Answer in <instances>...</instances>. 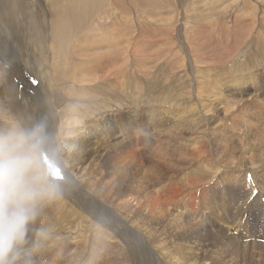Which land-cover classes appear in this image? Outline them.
Wrapping results in <instances>:
<instances>
[{
  "label": "rangeland",
  "instance_id": "obj_1",
  "mask_svg": "<svg viewBox=\"0 0 264 264\" xmlns=\"http://www.w3.org/2000/svg\"><path fill=\"white\" fill-rule=\"evenodd\" d=\"M44 1L45 0H36L35 2L34 0H27V9L22 12L18 11V13L14 15L15 20L13 21L17 29L13 30V32L11 26L3 20L2 16L0 18V52L4 50L2 52L4 56L0 53V218H5L4 220L7 224V228L4 227L7 229L6 233L0 237V240L2 238V240H5L2 242L6 243L14 238L12 237L13 233L10 223L12 218L14 223L16 220L23 218L24 220L20 223H24L26 226L28 225L26 229L21 230L20 234H18V238H15L21 243V240L29 242L34 241L37 238L33 236L35 233L42 235L47 232L45 231L46 225H44L42 221L45 217L58 218L56 216L60 215V222H63L62 224L64 226H70L72 225L71 223L75 224L81 222L84 231L86 233L88 232L87 234L85 233V235L92 233L91 235L93 236L96 234L94 235L95 238H91L92 236L89 235L91 243L89 240H83L84 242L78 241L79 243L77 242L74 244L65 241L55 247L52 242H50L47 246L45 245L41 248L44 252L33 264H64L71 252L76 249L80 251V253L83 251L82 249H86V256L93 257L96 264H101L106 260L112 261V259H116L117 256L119 257V252L122 250H124L128 256V253L134 251V248L135 250L138 249V247H134L132 243L131 247L129 242L117 234V229L113 225L108 226L103 224L100 225L101 229H98V226L89 220L92 218L91 213L82 209V202H80L81 204L77 208L76 205L66 199V194H59L61 189L58 190L55 179L57 180V175H61L64 179L66 176L68 184L72 181L76 183V186L81 188L82 193L91 196L95 195L98 201L96 205L100 207L99 210H101V213H104H102V215L105 216L98 215V218H125L124 228L126 233L128 230L134 229L138 222L136 218H176L177 223L182 220L183 228L180 231H178L175 226V230L173 228V232L175 231L174 233H176L175 235L173 234L175 255L178 257L180 256L179 259L181 260L186 259L185 261L178 260V264H186L187 262V264H194L196 262V264H264V187L261 186V188H257V184L260 183V180L262 181L264 177V131L260 135L257 132L258 127L264 128V0H161L156 7L154 2H150L148 6L144 8H142L143 6L141 7L140 4L137 5V2L135 3L132 0H123L124 3L121 5L126 6L130 10L128 16L121 11L120 7L122 6L114 8L113 0H111V18L106 17L104 22H101L99 16L93 19L89 25V27L93 26V29L90 31L86 29L87 31H84L85 35L82 32L76 38V43L72 44L73 47L71 46L70 59L64 62L65 66L67 64L69 65L66 67L61 65V60L58 58L56 51L57 43L51 31L50 9L47 7V0ZM169 1L173 4L170 5L168 3ZM35 6L39 10H37ZM16 8L20 10L19 5L16 6ZM144 11L146 12L144 13ZM21 13L24 15L22 16ZM26 19L28 23L25 21ZM96 19L100 21L96 22ZM49 28L50 32H48ZM19 30L25 33L22 36H18L20 38L15 36L16 32H19ZM46 33L48 34L47 36ZM10 36L12 37L11 39ZM13 37H15L14 39H17L19 43L14 42ZM41 38H44V40ZM22 39H24V41ZM80 39L81 41L83 39L84 42H81ZM21 40L27 45H24ZM86 40L88 42H86ZM16 43L17 45L21 43V45L16 46ZM44 43L46 44L44 45ZM19 46H22V52L19 50ZM48 47H50L51 50ZM27 51L30 53H27ZM90 51L91 53H89ZM89 55H95L93 58L100 56V59L96 61L92 60ZM89 58L90 60H88ZM37 60L40 61L38 62ZM19 65L21 67L26 66L24 70L31 72L33 76L35 74L36 78L43 79V81L42 79L35 80L33 77L35 80V85H33V87H36L38 90L36 101H34L35 98L31 89L25 87L23 81H20L13 73ZM88 69L90 70L88 71ZM36 71H38V73ZM46 72H48L49 75ZM42 73H46V77L47 75L49 77L46 78ZM57 74L60 75L62 82H59L58 78H56ZM5 75H7V77H5ZM75 77L78 79H75ZM239 77L241 79L243 78L241 84L248 81L247 84H245L246 86H244V88L242 87L241 93L236 89L235 91L230 89V91L227 88L225 89V93L221 91V94H217V90L215 89L216 84L211 87L216 80L221 81L222 79L227 86H231V84H234V80ZM8 78L12 80L10 81ZM2 79H5V81L2 82L4 84H1V81H3ZM48 80L49 82H47ZM12 81H15L16 84H12ZM98 81L101 82L98 84ZM8 82L12 86L15 84L13 87L18 86V90L15 88L18 93L15 99H19V101L15 100L17 105H15V107H12L10 103L11 95L9 92L10 88L7 87ZM196 84L202 87L204 86L199 90V95L195 92L196 87H193ZM95 86L97 89L93 88ZM166 87L172 88L167 91ZM6 93L9 99L7 96L5 97ZM167 94L169 97L172 96L174 100L176 99V106L180 104L178 106L179 108L176 106L168 107V105L165 104L166 98H169ZM244 94L246 97H244ZM215 95L217 96L216 98L214 97ZM226 95L227 97L225 99L224 97ZM201 98L205 102L201 100ZM48 106L52 109H49ZM243 106L248 107L249 110L252 109L251 111L259 109L256 111L257 116H251V114L246 113ZM183 107L195 109L197 112L195 111L193 115L190 116L189 112H184ZM18 109L19 111H17ZM55 109L60 111L59 114ZM199 109L206 112V115H203L202 118L200 116L196 120V116L201 114ZM171 110H174L173 113L175 114L174 116L172 115L173 117L169 118V116L166 115H171ZM53 111L57 113L54 114ZM48 115H51V119ZM177 117H186L187 120L181 121L177 119ZM205 117H209L210 121L203 119ZM52 123H55L54 126L56 127V131ZM75 123L76 126H73ZM180 123L185 124L183 125ZM24 125L27 126L25 127ZM193 125L195 127H193ZM196 126H198V128H196ZM63 127L66 130L63 129ZM97 129L102 130L103 134L96 135L97 133H93ZM78 130H85L84 133L86 134H83L84 137L82 134L76 135L80 138L77 140L78 142H75L74 151L72 150L70 154L65 146L71 142L69 140V137L72 136L71 134L77 133ZM165 131L168 134L170 133V135H167ZM183 131L185 133H183ZM157 134L162 138V141H159L161 138H159ZM104 136L106 137L103 139L102 137ZM228 136L230 140H228ZM203 137L206 138L204 141L202 140ZM30 139L32 142H30ZM253 139H257V141L254 142ZM54 140L56 142H54ZM119 140L122 141L119 143L120 145L117 143ZM59 144L63 149L59 147ZM105 144H107L108 147ZM111 144L114 145V148ZM196 146L199 147V149L197 148L198 150ZM203 146L204 148L202 149ZM206 147H209V150ZM120 148L122 149L119 150ZM36 149L38 150L36 151ZM117 149L119 151H117ZM195 149L198 151L199 155H202V152L204 153L205 151L207 153L205 152L202 155L203 157L201 155L200 157L197 155V157V151ZM124 150H126V152ZM199 151H201V153H199ZM37 153L38 155H36ZM242 155L246 157L262 156V158L258 157V160H253L252 164L249 163L253 168V174H247V180L243 176H239L238 180L234 182L228 180L230 176L225 179H223V177L221 178L219 172H221V168L224 169L223 164L226 166L225 161H228L230 158V166L234 168V166L236 167V164L239 163L236 158L243 157ZM128 156L130 158H127ZM157 156L159 158H157ZM232 158L234 160H232ZM115 159L116 161H114ZM141 162L144 163V166ZM173 162H175V164ZM197 162H199V164ZM149 165L150 167H148ZM23 170L28 173V181L26 184L22 177H18V175L24 174V172H22ZM86 170L87 172H85ZM38 173H41L43 177L38 183L45 181L44 184L46 183V187L48 189L50 188L51 191H43L44 189L41 188L44 185L38 186V183L35 182L36 180L33 176L38 175ZM8 178L9 180H7ZM120 179L122 180L120 181ZM94 180H96V182ZM123 182L125 183L123 184ZM227 182L230 183L228 184ZM82 183H84V185ZM90 184L91 186H88ZM165 184H168V187H166ZM137 185L138 188L136 187ZM252 185H254V190L251 189V187H253ZM37 187L41 188L39 189ZM176 187H183V190L182 188L177 189ZM32 191L34 193L36 191V195L40 196L34 198L21 195V193L26 194ZM249 191L253 192L250 194ZM123 194L125 195L124 198ZM171 194H173L174 197L171 196ZM17 195H20L21 198L25 197L24 200L20 203L19 200L16 201L17 199L11 201L10 197ZM53 196L56 198L54 197L55 199H53ZM126 196H128L127 198L130 197L131 201L127 199ZM175 198L180 203L175 200ZM77 199H81V196L77 197L76 200ZM140 200L143 202H140ZM147 200L151 201L150 207L148 208L144 207ZM15 201L18 204L12 205V202ZM156 201H158V203ZM163 203L168 209L165 217H162L161 213H158L159 207H161ZM51 206L52 208H50ZM133 207H135L134 210ZM188 208H190L191 211ZM11 209L12 211H10ZM185 209L187 212H185ZM79 218L81 219L78 220ZM71 219L74 221L71 222ZM167 223V221H161L158 225V230L170 232L172 228ZM185 227H187L186 230H184ZM42 231L43 233H41ZM8 235L10 236L9 238H7ZM99 240L105 243L111 242L113 244L111 251L106 250L102 246L103 243ZM93 241H96V244L92 243ZM2 242L1 244H3ZM8 242L6 244H8ZM236 243L237 246L235 247L234 245H236ZM257 243L260 244V246H257ZM78 244L80 245L78 246ZM248 244H250V246ZM253 244L255 248H252L254 246ZM29 246L31 247V244ZM87 246L89 249L86 248ZM78 247H80L81 250H79ZM187 247H191V249ZM14 248V246L10 249L9 246L7 247L11 255L15 254ZM120 248L122 250L119 251ZM125 248L128 249L125 250ZM192 251L194 254H191ZM262 260L263 262H261ZM13 263L26 264L24 259H21V254L18 260ZM73 263L76 264V261Z\"/></svg>",
  "mask_w": 264,
  "mask_h": 264
},
{
  "label": "bare ground",
  "instance_id": "obj_2",
  "mask_svg": "<svg viewBox=\"0 0 264 264\" xmlns=\"http://www.w3.org/2000/svg\"><path fill=\"white\" fill-rule=\"evenodd\" d=\"M32 1V0H31ZM35 2H36V0H34ZM46 1V0H45ZM44 1V2H45ZM132 1H134L135 3L137 2V5H139L140 4V6L142 7V8H144V7H146V6H148V4L150 3V2H154L156 5H155V7L157 6V5H159V3L161 2V0H132ZM28 2H30V1H28ZM47 3H48V6L47 7H49V9H50V22H51V31H52V33H53V37H54V39H55V41H56V43H57V45H56V47H57V54H58V58L61 60V65H63V66H65L64 65V62H66L65 60H69L70 59V54H71V46H72V44L73 43H76V38L83 32V34H84V31H87L86 29H88V31H90V30H92L93 29V26H91V27H89V25H90V23L93 21V19L96 17V16H99L100 17V19H101V22H104L105 21V19H106V17H110L111 18V14H110V12H111V0H47L46 1ZM174 2V1H173ZM34 3V2H33ZM41 3V2H40ZM122 3H124L123 2V0H113V7L114 8H116V7H120V6H122L121 4ZM170 5L171 4H173L171 1H169L168 2ZM26 4H27V0H0V18H1V16H2V18H3V20L5 21V22H7L10 26H11V30H12V32H13V30H16L17 28H16V26H15V24H14V21L13 20H15L14 18V15L16 14V13H18V11H24L25 9H27L26 8ZM29 4V3H28ZM143 4V5H142ZM20 6V10L18 9V8H16V6ZM33 5V4H32ZM36 5V4H35ZM40 5V4H39ZM39 5H37V6H39ZM133 5H134V3H133ZM29 6V5H28ZM34 6V5H33ZM44 6H46V5H44ZM15 7V8H14ZM32 7V6H31ZM30 7V8H31ZM137 7V6H136ZM154 7V8H155ZM29 8V7H28ZM35 8H36V6H35ZM34 8V9H35ZM113 8V9H114ZM121 8V11L122 12H124V14L125 15H127L128 16V14H129V8H127L126 6H122V7H120ZM33 9V8H32ZM37 9V8H36ZM37 10H39V9H37ZM142 10V9H141ZM32 11V10H31ZM43 11V10H42ZM46 11V10H45ZM139 11V10H138ZM36 12V11H35ZM146 11H144V13H145ZM14 13V14H13ZM22 14V13H21ZM20 14V15H21ZM30 14V13H29ZM40 14V13H39ZM205 14V13H204ZM24 14H22V16H23ZM141 15V14H140ZM17 16V15H16ZM19 16V15H18ZM41 16V15H40ZM43 16H44V14H43ZM26 17H28V16H26ZM38 17V16H37ZM23 19H25V18H23ZM22 19V20H23ZM220 19V18H219ZM16 20H17V18H16ZM39 20V19H38ZM2 21V20H1ZM3 21V22H4ZM26 22H27V19L25 20ZM29 21V20H28ZM95 21V20H94ZM100 21V20H99ZM97 19H96V22H99ZM126 21H127V18H126ZM125 21V22H126ZM4 22V23H5ZM25 22V23H26ZM37 22V21H36ZM2 23V22H1ZM17 23V22H16ZM28 23V22H27ZM127 23V22H126ZM3 24V23H2ZM1 24V25H2ZM30 24V23H29ZM37 24V23H36ZM31 25H33V24H31ZM48 25V24H47ZM46 25V26H47ZM5 26V25H4ZM19 26V25H18ZM30 26V25H29ZM28 26V27H29ZM34 26H36V25H34ZM33 26V27H34ZM97 26V25H96ZM40 27V26H39ZM48 27V26H47ZM5 28V27H4ZM3 28V29H4ZM37 28V27H36ZM97 28V27H96ZM43 29V28H42ZM24 30V29H23ZM96 30V29H95ZM1 31V30H0ZM39 31V30H38ZM42 31V30H41ZM6 32V31H5ZM8 32V31H7ZM28 32H29V30H28ZM48 32H50V28H49V31ZM110 32V31H109ZM2 33V32H1ZM10 33V32H9ZM9 33H7V34H9ZM30 33V32H29ZM96 33V32H95ZM5 34V33H4ZM23 34H25L24 32L22 33V31H20L19 30V32H16V37H18V36H22ZM42 34V33H41ZM90 34V33H89ZM6 35V34H5ZM44 35H45V32H44ZM48 34L46 33V36H47ZM50 35V34H49ZM85 35V34H84ZM91 35V34H90ZM82 36V35H81ZM25 37V36H24ZM31 37V36H30ZM49 37H51V36H49ZM5 38H6V36H5ZM12 37L10 36V39H11ZM15 37H13V40H14V42H17V43H19V41L17 40V39H14ZM18 38H20V37H18ZM26 38V37H25ZM28 38V37H27ZM84 38V37H83ZM42 39V38H41ZM47 39V38H46ZM87 39V38H86ZM99 39V38H98ZM104 39V38H103ZM16 40V41H15ZM20 40V39H19ZM23 41H24V39H22ZM21 40V41H22ZM28 40V39H27ZM27 40H26V43H27ZM42 40H44V38L42 39ZM78 40V39H77ZM95 40H96V37H95ZM22 41V42H23ZM39 41V40H38ZM46 41V40H45ZM54 41V40H53ZM80 41H81V39H80ZM103 41V40H102ZM129 41V40H128ZM128 41H126V42H128ZM33 42V41H32ZM41 42V41H40ZM51 42V41H50ZM81 42H84L83 41V39H82V41ZM86 42H88L87 40H86ZM92 42V41H91ZM99 42V41H98ZM106 42V41H105ZM17 43L15 44L16 46H18V45H21V43L20 44H18L17 45ZM24 43V45H27V44H25V42H23ZM22 43V44H23ZM29 43V42H28ZM34 43V42H33ZM10 44V43H9ZM42 44H43V42H42ZM46 43H44V45H45ZM43 45V46H44ZM96 45V44H95ZM54 46V45H53ZM77 46V45H76ZM75 46V47H76ZM253 46V45H252ZM20 47V51H21V47L22 46H19ZM24 47V46H23ZM55 47V46H54ZM73 47V46H72ZM78 47V46H77ZM80 47H83V46H80ZM89 47V46H88ZM88 47H86V48H88ZM27 48V47H26ZM48 48H50V47H48ZM90 48V47H89ZM96 48V47H95ZM33 49V48H32ZM84 49V48H83ZM92 49V48H91ZM17 50H18V48H17ZM50 50H51V48H50ZM85 50V49H84ZM104 50V49H103ZM4 51V50H3ZM2 51V52H3ZM12 51V50H11ZM23 51H24V49H23ZM28 51H29V48H28ZM27 51V53H30V52H28ZM48 51V50H47ZM46 51V52H47ZM55 51V52H56ZM73 51H75V50H73ZM82 51V50H81ZM92 51V50H91ZM91 51L89 52V53H91ZM185 51V50H184ZM2 52H0L1 53V55L2 56H4V54H2ZM22 52V51H21ZM55 52H54V54H55ZM186 52V51H185ZM12 53V52H11ZM10 53V54H11ZM15 53V52H14ZM18 53V52H17ZM36 53V52H35ZM48 53V52H47ZM50 53V52H49ZM78 53V52H77ZM82 53H85V52H82ZM94 53H95V51H94ZM97 53V52H96ZM6 54V53H5ZM79 54V53H78ZM77 54V55H78ZM109 54V53H108ZM13 55V54H12ZM49 55V54H48ZM60 55V56H59ZM73 55V54H72ZM99 55H100V53H99ZM104 55V54H103ZM19 56H21V55H19ZM29 56H31V55H29ZM89 56H91V58H92V60H97V59H100V56H98V57H96V58H93L95 55H89ZM102 57V56H101ZM79 58V57H78ZM126 59V58H125ZM124 59V60H125ZM241 59V58H240ZM2 60V59H1ZM28 60V59H27ZM40 60H41V58H40ZM40 60H37L38 62L40 61ZM77 60V59H76ZM79 60V59H78ZM88 60H90V58L88 59ZM26 61V60H25ZM42 61H43V59H42ZM41 61V62H42ZM72 61H73V59H72ZM243 61V60H242ZM34 62H35V60H34ZM44 62V61H43ZM42 62V63H43ZM121 62V61H120ZM21 63V62H20ZM26 63V62H25ZM24 63V64H25ZM45 63V62H44ZM48 63H50V62H48ZM91 63V62H90ZM249 63V62H248ZM23 64V65H24ZM87 64V63H86ZM250 64V63H249ZM17 65V64H16ZM26 65V64H25ZM36 65V64H35ZM94 65V64H93ZM5 66V65H4ZM27 66V65H26ZM26 66H18V68L17 69H15V71L13 72L14 73V75L18 78V79H20V81H23V85L25 86V87H28V88H30L31 89V92L33 93V96H34V98H35V100L34 101H36V99H37V93H38V90L36 89V87H33V85H35L34 84V81L36 80V79H42V78H36V75L34 74V76L32 75V73L31 72H29V71H26V70H24V68L26 67ZM66 66H69L68 64L66 65ZM65 66V67H66ZM77 66V65H76ZM82 66V65H81ZM96 66V65H95ZM6 67H8V66H6ZM42 67H44V66H42ZM84 67V66H83ZM91 67V66H90ZM241 67V66H240ZM243 67V66H242ZM1 68V67H0ZM9 68V67H8ZM11 68H13V67H11ZM34 68H35V66H34ZM38 68H39V66H38ZM47 68V67H46ZM55 68V67H54ZM74 68V67H73ZM77 68V67H76ZM193 68V67H192ZM239 68V67H238ZM249 68V67H248ZM7 69V68H6ZM50 69V68H49ZM85 69V68H84ZM86 69H87V67H86ZM85 69V70H86ZM92 69V68H91ZM243 69V68H242ZM4 70V69H3ZM8 70V69H7ZM34 70V69H33ZM45 70V69H44ZM53 70V69H52ZM51 70V71H52ZM90 69H88V71H89ZM239 70H240V68H239ZM6 71V70H5ZM46 71V70H45ZM48 71H50V70H48ZM243 71V70H242ZM247 71H249V70H247ZM2 72V71H1ZM33 72V71H32ZM37 73H38V71H36ZM40 72H44V71H40ZM92 72H93V70H92ZM238 72V71H237ZM236 72V73H237ZM252 72H253V70H252ZM5 73V72H4ZM46 73H48V72H46ZM45 73V74H46ZM79 73V72H78ZM89 73V72H88ZM231 73V72H230ZM239 73V72H238ZM243 73V72H242ZM41 74V73H40ZM45 74H43L42 73V75L43 76H45L46 77V75ZM199 74V73H198ZM235 74V73H234ZM245 74V73H244ZM244 74H243V76H244ZM48 75H49V73H48ZM47 75V77L46 78H48L49 76ZM4 76V75H3ZM2 76V77H3ZM9 76V75H8ZM11 76V75H10ZM40 76V75H39ZM52 76H53V73H52ZM235 76V75H234ZM242 76V75H241ZM1 77V76H0ZM5 77H7V75H5ZM4 77V78H5ZM33 77L35 78V80L33 79ZM76 77H78V76H76ZM75 77V79H78V78H76ZM227 77V76H226ZM44 78V77H43ZM56 78H58V80H59V82H62V79H61V77H60V75L59 74H57L56 75ZM201 78V77H200ZM251 78V77H250ZM249 78V79H250ZM6 79V78H5ZM5 79H2L3 81H1V84H4V83H2V82H4L5 81ZM9 79V78H8ZM16 79V78H15ZM18 79H16V80H18ZM45 79V78H44ZM97 79V78H96ZM243 79V78H242ZM242 79L239 77L238 79H236V80H234V84H231V86H227V84L224 82V80L222 79L221 81H218V80H216V82L214 83V84H212L211 85V87L212 86H214L215 84V89L217 90L216 91V93L217 94H221V91H223L224 93H225V89H227L228 88V90H230V89H232V90H234L235 91V89L237 90V91H239L240 93H241V90H242V87L244 88V86H246L245 84H247V82L248 81H246V82H244L243 84H241L242 83ZM247 79V78H246ZM10 80V79H9ZM12 80V79H11ZM10 80V81H11ZM111 80V79H110ZM199 80V79H198ZM39 81H41V80H39ZM42 81H43V79H42ZM55 81H57V80H55ZM83 81V80H82ZM231 81V80H230ZM245 81V80H244ZM47 82H49V80L47 81ZM50 82H52V81H50ZM54 82V81H53ZM71 82V81H70ZM76 82V81H75ZM99 82H101V81H98V84H99ZM108 82V81H107ZM201 82H203V81H201ZM13 83H15V81L13 82L12 81V84ZM37 83V82H36ZM42 83V82H41ZM43 83H45V82H43ZM119 83V82H118ZM251 83V82H250ZM7 84V83H6ZM16 84V83H15ZM15 84L13 85V86H15ZM52 84H54V83H52ZM195 84V83H194ZM252 84V83H251ZM255 84V83H254ZM259 84V83H258ZM37 85H38V83H37ZM39 85H40V83H39ZM48 85V84H47ZM94 85V84H93ZM204 85V84H203ZM9 82H8V84H7V87H9L10 89H9V92H10V95H11V100H10V103H11V105H12V107L14 106L15 107V105H16V103H15V97H16V94H18L17 92H16V90H15V88L17 89L18 88V86L17 87H13ZM43 86V85H42ZM55 86H57V85H55ZM109 86V85H108ZM193 86V85H192ZM209 86V85H208ZM4 87V86H3ZM7 87H5V88H7ZM52 87V86H51ZM50 87V88H51ZM193 87H196V94H198L199 95V90L200 89H202L203 87L201 86V85H194ZM210 87V86H209ZM253 87V86H252ZM38 88V87H37ZM49 88V87H48ZM53 88V87H52ZM51 88V89H52ZM93 88H96L97 89V87L95 86V87H93ZM172 87H166V89H167V91H169L170 89H171ZM190 88V87H189ZM38 89H40V88H38ZM55 89V88H54ZM64 89V88H63ZM192 89V88H191ZM205 89V88H204ZM214 89V90H215ZM255 89V88H254ZM18 90V89H17ZM61 90V89H60ZM76 90V89H75ZM192 90V91H193ZM206 90V89H205ZM247 90V89H246ZM66 91H67V89H66ZM231 91V90H230ZM229 91V92H230ZM236 91V92H237ZM248 91V90H247ZM255 91H256V89H255ZM254 91V92H255ZM19 92V91H18ZM53 92V91H52ZM51 92V93H52ZM60 92H62V91H60ZM103 92V91H102ZM207 92V91H206ZM238 92V93H239ZM27 93V92H26ZM160 93H161V91H160ZM170 93V92H169ZM168 93V94H169ZM208 93V92H207ZM248 93H249V91H248ZM53 94V93H52ZM70 94V93H69ZM101 94V93H100ZM99 94V95H100ZM105 94V93H104ZM168 94H167V97H169L168 96ZM193 94H194V92H193ZM211 94V93H210ZM250 94V93H249ZM55 95H56V93H55ZM89 95H91V94H89ZM97 95H98V93H97ZM191 95V94H190ZM208 95V94H207ZM233 95V94H232ZM241 95H243V94H241ZM7 96V93L5 94V97ZM18 96V95H17ZM28 96V95H27ZM162 96V95H161ZM253 96V95H252ZM21 97V96H20ZM55 97V96H54ZM92 97V96H91ZM105 97V96H104ZM188 97V96H187ZM193 97V96H192ZM202 97V96H201ZM215 98L217 97L216 95L214 96ZM226 97H227V95L224 97L225 99H226ZM235 97V96H234ZM234 97H232V98H234ZM243 97V96H242ZM244 97H246L245 96V94H244ZM7 98H8V96H7ZM19 98V97H18ZM33 98V99H34ZM47 98V97H46ZM57 98V97H56ZM237 98V97H236ZM264 98V97H263ZM9 99V98H8ZM7 99V100H8ZM32 99V100H33ZM97 99V98H96ZM127 99V98H126ZM165 99V98H164ZM192 99V98H191ZM200 99V98H199ZM209 99V98H208ZM221 99V98H220ZM31 100V101H32ZM201 100H203L202 98H201ZM16 101H19V99L18 100H16ZM21 101V100H20ZM33 101V102H34ZM60 101V100H59ZM69 101V100H68ZM73 101V100H72ZM163 101V100H162ZM162 101H161V103H162ZM176 99L174 100L173 98H172V96H170L169 98H166V100H165V104L166 105H168V107H174V106H176ZM189 101H191V100H189ZM195 101V100H194ZM200 101V100H199ZM204 101V100H203ZM202 101V102H203ZM227 101V100H226ZM231 101V100H230ZM6 102V101H5ZM9 102V101H8ZM22 102V101H21ZM57 102H58V100H57ZM92 102V101H91ZM94 102V101H93ZM129 102V101H128ZM205 102V101H204ZM215 102V101H214ZM17 103H19V102H17ZM62 103V102H61ZM70 103V102H69ZM185 103H187V102H185ZM184 103V104H185ZM195 103H197V102H195ZM207 103V102H206ZM227 103V102H226ZM226 103H225V105H226ZM19 104H21V103H19ZM24 104V103H23ZM22 104V105H23ZM74 104V103H73ZM211 104H212V102H211ZM215 104V103H214ZM8 105H10V104H8ZM21 105V106H22ZM63 105V104H62ZM163 105V104H162ZM180 105V104H179ZM178 105V106H179ZM183 105V104H182ZM181 105V106H182ZM188 105V104H187ZM198 105V104H197ZM243 105V104H242ZM246 105H248V104H246ZM17 106V105H16ZM19 106V105H18ZM25 106V105H24ZM58 106H59V104H58ZM128 106V105H127ZM178 106H176V107H178ZM199 106H201V105H199ZM219 106V105H218ZM252 106V105H251ZM9 107H11V106H9ZM28 107H30V106H28ZM32 107V106H31ZM49 107V106H48ZM60 107V106H59ZM80 107V106H79ZM192 107V106H191ZM198 107V106H197ZM202 107V106H201ZM209 107V106H208ZM217 107V106H216ZM21 108V107H20ZM51 107H49V109H50ZM56 108V107H55ZM77 108V107H76ZM167 108V107H166ZM179 108V107H178ZM182 108V107H181ZM180 108V109H181ZM196 108V107H195ZM243 108L245 109V112L246 113H248V114H251V116H257V113H256V111H258V110H253V111H251V110H249L248 109V107H246V106H243ZM48 109V110H49ZM52 109V108H51ZM59 109V108H58ZM57 109V110H58ZM77 109H80V108H77ZM169 109V108H168ZM167 109V110H168ZM172 109V108H171ZM200 109H202V108H200ZM199 109V110H200ZM13 110V109H12ZM56 110V109H55ZM54 110V111H55ZM56 110V111H57ZM98 110V109H97ZM183 110H184V112H186V113H188L189 112V115L190 116H192L193 115V113L196 111L195 109H189L188 107L187 108H184L183 107ZM198 110V109H197ZM203 110V109H202ZM202 110H200L199 112H201V114H198L197 116H196V120H197V118H199L200 116H201V118H202V116L203 115H206V112H204V111H202ZM17 111H19V109L17 110ZM23 111V110H22ZM53 111V112H54ZM83 111V110H82ZM161 111V110H160ZM172 111V110H171ZM174 111V110H173ZM173 111L172 112H170L171 113V115H166V116H169V118L170 117H173L174 116V114L175 113H173ZM176 111V110H175ZM180 111V110H179ZM182 111V110H181ZM211 111V110H210ZM233 111V110H232ZM58 112V114H59V112L60 111H57ZM57 112H54V114H56ZM101 112V111H100ZM165 112V111H164ZM169 112V111H168ZM197 112V111H196ZM234 112V111H233ZM18 113H20V112H18ZM103 113V112H102ZM24 114V113H23ZM22 114V115H23ZM32 114H33V111H32ZM50 114V113H49ZM72 114V113H71ZM74 114V113H73ZM99 114V113H98ZM105 114V113H104ZM164 114V113H163ZM182 114V113H181ZM236 114V113H235ZM243 114V113H242ZM27 115V114H26ZM31 115V114H30ZM67 115V114H66ZM97 115V114H96ZM108 115H110V114H108ZM173 115V116H172ZM24 116V115H23ZM35 116V115H34ZM42 116V115H41ZM46 116V115H45ZM49 116V115H48ZM51 116V115H50ZM50 116H49V118H50ZM57 116V115H56ZM68 116V115H67ZM179 116V115H178ZM180 116H182V115H180ZM72 117V116H71ZM84 117V116H83ZM88 117V116H87ZM111 117V116H110ZM183 117V116H182ZM178 118L177 117V119H179V120H181V121H186L187 120V118L185 117V118ZM25 118V117H24ZM40 118V117H39ZM55 118H57V117H55ZM162 118V117H161ZM221 118V117H220ZM23 119V118H22ZM51 119V118H50ZM49 119V120H50ZM176 119V120H177ZM190 119V118H189ZM203 119H207V120H209L210 121V118L209 117H205V118H203ZM245 119V118H244ZM71 120H72V118H71ZM160 120V119H159ZM201 120V119H200ZM23 121V120H22ZM34 121V120H33ZM51 121V120H50ZM171 121V120H170ZM180 121V122H181ZM190 121H191V119H190ZM190 121H188V122H190ZM25 122V121H24ZM53 122V121H52ZM91 122V121H90ZM165 122V121H164ZM167 122V121H166ZM188 122H186V123H188ZM194 122V121H193ZM199 122V121H198ZM202 122V121H201ZM212 122V121H211ZM216 122H217V120H216ZM238 122V121H237ZM261 122V121H260ZM259 122V123H260ZM51 123V122H50ZM170 123V122H169ZM23 124V123H22ZM45 124H47V123H45ZM54 124L55 123H52V126H54ZM62 124V123H61ZM162 124V123H161ZM166 124V123H165ZM180 124H183V123H180ZM185 124V123H184ZM183 124V125H184ZM213 124H214V122H213ZM217 124V123H216ZM35 125V124H34ZM189 125V124H188ZM195 125V124H194ZM193 125V127H195ZM197 125H198V123H197ZM207 125V124H206ZM218 125V124H217ZM255 125V124H254ZM25 126V125H24ZM27 126V125H26ZM25 126V127H26ZM52 126H51V128H52ZM65 126V125H64ZM67 126V125H66ZM73 126H76V123H75V125H73ZM187 126V125H186ZM191 126V125H190ZM189 126V127H190ZM256 126V125H255ZM258 126V125H257ZM33 127V126H32ZM31 127V128H32ZM44 127H46V126H44ZM110 127V126H109ZM180 127V126H179ZM184 127V126H183ZM200 127V126H199ZM219 127H221V126H219ZM223 127V126H222ZM56 127L54 126V129H55ZM172 128V127H171ZM191 128V127H190ZM196 128H198V126H196ZM1 129V128H0ZM28 129V128H27ZM47 129V128H46ZM63 129H65L64 127H63ZM194 129V128H193ZM226 129V128H225ZM254 129V128H253ZM66 130V129H65ZM171 130V129H170ZM174 130H175V128H174ZM185 130V129H184ZM188 130H189V128H188ZM201 130V129H200ZM255 130V129H254ZM48 131V130H47ZM55 131H56V129H55ZM63 131V130H62ZM173 131V130H172ZM180 131V130H179ZM182 131V130H181ZM202 131V130H201ZM240 131H241V129H240ZM263 131H264V128H259L258 127V130H257V132H258V134L260 135V134H262L263 133ZM66 132V131H65ZM85 132V130H78V132L77 133H74V134H71L72 136H70L69 137V140L71 141L69 144H67L65 147H66V149L68 150V152H70V154L72 153V150L75 148V142L77 141V140H79V138L80 137H78V136H76L77 134H82V136L84 137V135L83 134H86V133H84ZM89 132V131H88ZM166 132V131H165ZM186 132H188V131H186ZM217 132H218V130H217ZM226 132V131H225ZM235 132V131H234ZM55 133V132H54ZM68 133V132H67ZM93 133H97L96 135H102L103 134V131L102 130H99V129H97L96 131H94ZM180 133H182V132H180ZM183 133H185L184 131H183ZM194 133V132H193ZM199 133V132H198ZM216 133V132H215ZM222 133V132H221ZM223 133H224V131H223ZM228 133V132H227ZM236 133V132H235ZM250 133V132H249ZM166 134L167 135H170V133L168 134L167 132H166ZM190 134V133H189ZM241 134H242V132H241ZM240 134V135H241ZM247 134V133H246ZM60 135V134H59ZM58 135V136H59ZM68 135V134H67ZM111 135V134H110ZM158 135V134H157ZM164 135V134H163ZM181 135V134H180ZM196 135V134H195ZM198 135V134H197ZM213 135V134H212ZM230 135V134H229ZM240 135H238V136H240ZM113 136V135H112ZM156 136V135H155ZM172 136V135H171ZM177 136V135H176ZM218 136H220V135H218ZM223 136V135H222ZM244 136V135H243ZM242 136V137H243ZM249 136V135H248ZM64 137V136H63ZM87 137V136H86ZM89 137V136H88ZM106 136H104V137H102L103 139L105 138ZM110 137V136H109ZM158 137L159 138H161L159 135H158ZM183 137V136H182ZM189 137V136H188ZM209 137V136H208ZM225 137V136H224ZM263 137V136H262ZM29 138H30V136H29ZM94 138V137H93ZM176 138V137H175ZM186 138V137H185ZM222 138V137H221ZM226 138V137H225ZM230 137L228 136V140H230L229 139ZM235 138V137H234ZM240 138V137H239ZM85 139V138H84ZM111 139H113V138H111ZM158 139V138H157ZM169 139V138H168ZM190 139V138H189ZM204 139H206V138H202V140L204 141ZM258 139V138H257ZM257 139L256 140H254V142L255 141H257ZM31 140V139H30ZM64 140V139H63ZM83 140V139H82ZM96 140H97V138H96ZM108 140V139H107ZM114 140H115V138H114ZM121 140H122V138H121ZM121 140H119V142H117L118 144L120 143V142H122ZM166 140V139H165ZM186 140V139H185ZM237 140V139H236ZM261 140V139H260ZM87 141H89V140H87ZM94 141V140H93ZM93 141H91V142H93ZM105 141V140H104ZM103 141V142H104ZM118 141V140H117ZM159 141H162V138L159 140ZM181 141V140H180ZM187 141V140H186ZM188 141H190V140H188ZM198 141V140H197ZM209 141V140H208ZM259 141V140H258ZM261 141H263V140H261ZM30 142H32V140L30 141ZM54 142H56L55 140H54ZM67 142V141H66ZM78 142V141H77ZM82 142V141H81ZM85 142V141H84ZM95 142V141H94ZM97 142V141H96ZM112 142H113V140H112ZM168 142V141H167ZM176 142V141H175ZM182 142V141H181ZM206 142H207V140H206ZM34 143V142H33ZM61 143H62V141H61ZM65 143V142H64ZM68 143V142H67ZM83 143V142H82ZM90 143V142H89ZM98 143V142H97ZM105 143V142H104ZM107 143V142H106ZM116 143V142H115ZM161 143V142H160ZM226 143V142H225ZM87 144V143H86ZM92 144V143H91ZM114 144V143H113ZM169 144V143H168ZM183 144V143H182ZM198 144V143H197ZM212 144V143H211ZM31 145V144H30ZM60 145V144H59ZM78 145V144H77ZM82 145V144H81ZM96 145V144H95ZM101 145V144H100ZM99 145V146H100ZM104 145V144H103ZM102 145V146H103ZM105 145H107V144H105ZM110 145V144H109ZM112 145V144H111ZM120 145V144H119ZM171 145V144H170ZM180 145H181V143H180ZM208 145V144H207ZM219 145V144H218ZM264 145V144H263ZM93 146V145H92ZM114 145H112V147H113ZM173 146V145H172ZM248 146V145H247ZM260 146V145H259ZM31 147H32V145H31ZM59 147H61V145L59 146ZM83 147V146H82ZM82 147H81V149H82ZM90 147V146H89ZM107 147H108V145H107ZM106 147V148H107ZM112 147H109V148H112ZM115 147H116V145H115ZM158 147V146H157ZM162 147V146H161ZM257 147V146H256ZM264 147V146H263ZM33 148V147H32ZM35 148V147H34ZM62 148V147H61ZM90 148H93V147H90ZM114 148V147H113ZM117 148H119V147H117ZM199 149V147L198 146H196V149ZM204 148V146L202 147V149ZM207 148V147H206ZM209 148V147H208ZM207 148V149H208ZM223 148V147H222ZM225 148V147H224ZM249 148V147H248ZM247 148V149H248ZM63 149V148H62ZM84 149V148H83ZM97 149V148H96ZM103 149V148H102ZM122 148H120L119 150H121ZM128 149V148H127ZM157 149V148H156ZM195 149V150H196ZM197 149V150H198ZM202 149H200L201 151H203ZM229 149V148H228ZM232 149V148H231ZM237 149V148H236ZM261 149V148H260ZM35 150V149H34ZM38 149H36V151H37ZM87 150V149H86ZM85 150V151H86ZM105 150V149H104ZM118 149H117V151H119ZM196 150V151H197ZM209 150V149H208ZM32 151V150H31ZM62 151V150H61ZM74 151V150H73ZM83 151V150H82ZM110 151V150H109ZM125 152H126V150H124ZM201 151H199V153H201ZM211 151V150H210ZM262 151V150H261ZM264 151V150H263ZM40 152V151H39ZM77 152V151H76ZM103 152V151H102ZM105 152V151H104ZM112 152V151H111ZM121 152V151H120ZM120 152H118V153H120ZM132 152V151H131ZM131 152H130V154H131ZM206 152V151H205ZM204 152V153H205ZM221 152V151H220ZM250 152V151H249ZM8 153H10V152H8ZM80 153V152H79ZM137 153V152H136ZM152 153V152H151ZM150 153V154H151ZM197 154H196V156L197 155H199L198 154V151L196 152ZM203 152H202V155L204 154ZM207 153V152H206ZM213 153H214V151H213ZM217 153V152H216ZM258 153V152H257ZM263 153V152H262ZM12 154V153H11ZM102 154H104V153H102ZM126 154V153H125ZM127 154H128V152H127ZM129 154V155H130ZM218 154H219V152H218ZM231 154V153H230ZM252 154V153H251ZM36 155H38V153L36 154ZM60 155V154H59ZM64 155V154H63ZM201 155V154H200ZM200 155H199V157H200ZM201 155V156H202ZM229 155V154H228ZM234 155V154H233ZM237 155V154H236ZM263 155V154H262ZM11 156V155H10ZM40 156H41V154H40ZM65 156V155H64ZM79 156H81V155H79ZM78 156V157H79ZM84 156V155H83ZM114 156V155H113ZM116 156V155H115ZM126 156V155H125ZM210 156H211V154H210ZM243 156V155H242ZM39 157V156H38ZM60 157V156H59ZM101 157V156H100ZM120 157V156H119ZM123 157V156H122ZM141 157V156H140ZM139 157V158H140ZM161 157V156H160ZM198 157V156H197ZM203 157V156H202ZM258 157H261L262 158V156H253V157H246V156H243V157H237L236 159H237V161H239V163H237L236 164V167L234 166V168H232L231 166H230V163H229V160H230V158H229V160L228 161H225L226 162V166H225V164H223V167H224V169L223 168H221L222 170H221V172H219L220 174H221V178L223 177V179H225V178H227L228 176H230V178L228 179V180H231L232 182H234V181H236V180H238V178H239V176H243L246 180H247V174H250V173H252V171H253V168H252V166L251 165H249V163H251L252 164V161L253 160H258L257 158ZM35 158V157H34ZM66 158H68V157H66ZM127 158H130L129 156L127 157ZM151 158V157H150ZM157 158H159L158 156H157ZM227 158V157H226ZM48 159V158H47ZM83 159V158H82ZM119 159V158H118ZM117 159V160H118ZM122 159V158H121ZM120 159V160H121ZM125 159V158H124ZM135 159V158H134ZM141 159V158H140ZM152 159H155V158H152ZM161 159H162V157H161ZM224 159H225V157H224ZM70 160V159H69ZM93 160V159H92ZM126 160V159H125ZM232 160H234L233 158H232ZM15 161V160H14ZM14 161H12V162H14ZM19 161V160H18ZM24 161V160H23ZM71 161V160H70ZM75 161V160H74ZM79 161V160H78ZM114 161H116V159L114 160ZM154 161V160H153ZM163 161V160H162ZM167 161V160H166ZM203 161V160H202ZM17 162V161H16ZM131 162V161H130ZM129 162V163H130ZM157 162V161H156ZM164 162H165V160H164ZM201 162V161H200ZM214 162V161H213ZM57 163V162H56ZM116 163V162H115ZM132 163V162H131ZM138 163H140V162H138ZM151 163V162H150ZM162 163V162H161ZM174 164H175V162H173ZM198 164H199V162H197ZM196 163V164H197ZM217 163V162H216ZM221 163H223V162H221ZM258 163V162H257ZM2 164H4V163H2ZM11 164V163H10ZM9 164V165H10ZM24 164V163H23ZM71 164V163H70ZM73 164V163H72ZM79 164H80V162H79ZM78 164V165H79ZM120 164V163H119ZM123 164V163H122ZM121 164V165H122ZM125 164V163H124ZM136 164V163H135ZM141 164H143V166H144V163L143 162H141ZM158 164V163H157ZM197 164V165H198ZM208 164V163H207ZM218 164V163H217ZM121 165H120V167H121ZM126 165V164H125ZM140 165V164H139ZM138 165V166H139ZM261 165V164H260ZM259 165V166H260ZM3 166V165H2ZM80 166V165H79ZM123 166V165H122ZM208 166H209V164H208ZM67 167V166H66ZM78 167V166H77ZM114 167H116V166H114ZM129 167H130V165H129ZM148 167H150V165L148 166ZM210 167H211V165H210ZM212 167H213V165H212ZM62 168V167H61ZM72 168V167H71ZM79 168V167H78ZM86 168V167H85ZM173 168V167H172ZM195 168V167H194ZM220 168V167H219ZM23 169V168H22ZM147 169V168H146ZM149 169V168H148ZM175 169V168H174ZM178 169V168H177ZM211 169V168H210ZM209 169V170H210ZM78 170V169H77ZM111 170H112V168H111ZM116 170V169H115ZM122 170V169H121ZM126 170V169H125ZM154 170V169H153ZM39 171V170H38ZM72 171H73V169H72ZM118 171V170H117ZM150 171V170H149ZM176 171V170H175ZM193 171V170H192ZM196 171V170H195ZM198 171V170H197ZM21 172V171H20ZM22 172H24V174L22 173L20 176L18 175V177H22L23 179H24V183L26 184L27 183V181H28V179H27V176H28V173H26L24 170L22 171ZM29 172V171H28ZM40 172V171H39ZM42 172H43V170H42ZM44 172H46V171H44ZM76 172V171H75ZM85 172H87V170L85 171ZM115 172V171H114ZM124 172V171H123ZM129 172V171H128ZM172 172V171H171ZM184 172V171H183ZM191 172V171H190ZM213 172V171H212ZM264 172V171H263ZM61 173V172H60ZM89 173V172H88ZM118 173V172H117ZM149 173V172H148ZM151 173V172H150ZM210 173V172H209ZM33 174V173H32ZM53 174V173H52ZM127 174V173H126ZM253 174V173H252ZM254 174H255V172H254ZM258 174V173H257ZM42 174L41 173H38V175H34L33 176V178L36 180L35 182L36 183H38V181H41V178H43L42 176H41ZM85 175H86V173H85ZM89 175V174H88ZM96 175V174H95ZM112 175V174H111ZM122 175V174H121ZM121 175H119V176H121ZM128 175H129V173H128ZM131 175V174H130ZM197 175V174H196ZM7 176V175H6ZM53 176V175H52ZM77 176H78V173H77ZM98 176V175H97ZM172 176V175H171ZM184 176V175H183ZM217 176V175H216ZM54 177V176H53ZM82 177V176H81ZM114 177V176H113ZM144 177V176H143ZM146 177V176H145ZM215 177V176H214ZM220 177V176H219ZM2 178V177H1ZM5 178V177H4ZM7 178V177H6ZM54 178H56V177H54ZM112 178V177H111ZM122 178V177H121ZM150 178V177H149ZM180 178V177H179ZM206 178V177H205ZM217 178V177H216ZM255 178V177H254ZM17 179V178H16ZM21 179V178H20ZM80 179V178H79ZM83 179V178H82ZM123 179V178H122ZM122 179H120V181L122 180ZM126 179V178H125ZM146 179V178H145ZM151 179V178H150ZM259 179V178H258ZM7 180H9V178L7 179ZM83 180H85V179H83ZM82 180V181H83ZM124 180V179H123ZM128 180V179H127ZM252 180V179H251ZM256 180V179H255ZM18 181H20V180H18ZM43 181V180H42ZM95 182H96V180H94ZM186 181V180H185ZM188 181V180H187ZM226 181V180H225ZM21 182V181H20ZM45 182V181H44ZM44 182H42V183H38V186H42V185H44L42 188L41 187H37V188H41V189H44L43 191H51V189L49 188H47L46 187V183L44 184ZM90 182V181H89ZM101 182V181H100ZM171 182V181H170ZM261 182H262V184H261ZM16 183V182H15ZM35 183V184H36ZM55 183L58 185L57 186V188H58V190L59 189H61V192L59 191V194H66L67 195V198L66 199H68L72 204H74V205H76V207L78 208V206L81 204L80 202H82V209H84V210H87L89 213H91V215H92V218H90L89 220H91L95 225H97L98 226V229H101L100 228V225H103V224H106V225H108V226H110V225H113L116 229V231L118 232L117 234H119L120 236H122L127 242H129L130 243V246H131V243L132 244H134V247H138V249L137 250H135V248H134V251H132V252H129L128 253V256L126 255V253H125V251L124 250H122L121 248L119 249V251L120 250H122L121 252H119V257L117 256V258L116 259H112V261L111 260H106L105 262H102L101 264H178V260H181V259H179L180 258V256L178 257V256H176L175 255V251H174V246H173V243H174V239H173V234L175 235L176 233H174L173 232V228H174V226L176 227V229L178 230V231H180L182 228H183V221L182 220H180L178 223L176 222V218H157V217H155V218H136V220L138 221L137 222V224H136V226L134 227V229H132V230H128V232L126 233L125 232V228H124V222H125V218H98V215H101V216H103L102 215V213H101V210H99V208L100 207H98L96 204H97V200H96V197H95V195L94 196H91V195H88V194H85V193H82L81 192V188H79V187H77L76 186V183H74L73 181L71 182V183H69L68 184V182H67V179H66V176H65V179L61 176V175H57V180L55 179ZM125 182H123V184H124ZM148 183V182H147ZM216 183V182H215ZM228 184L230 183V182H227ZM252 183H253V181H252ZM83 185H84V183H82ZM98 184V183H97ZM103 184V183H102ZM114 184V183H113ZM116 184V183H115ZM163 184V183H162ZM169 184V183H168ZM168 184L166 185L165 184V186L166 187H168ZM234 184V183H233ZM18 185V184H17ZM28 185V184H27ZM119 185V184H118ZM128 185V184H127ZM140 185V184H139ZM141 185H142V183H141ZM159 185V184H158ZM225 185H227V184H225ZM231 185V184H230ZM247 185V184H246ZM29 186V185H28ZM56 186V185H55ZM88 186H91V184L90 185H88ZM171 186V185H170ZM242 186V185H241ZM253 187H251V189H253L254 190V185H252ZM261 186L262 187H264V177L262 178V181L260 180V183H258L257 184V188L259 187V188H261ZM18 187V186H17ZM36 187V186H35ZM95 187V186H94ZM121 187V186H120ZM122 187H124V186H122ZM137 188H138V185L136 186ZM143 187V186H142ZM173 187V186H172ZM7 188V187H6ZM12 188V187H11ZM14 188V187H13ZM28 188V187H27ZM27 188H26V190H27ZM93 188V187H92ZM170 188V187H169ZM177 189H179V188H182V190H183V187H176ZM16 189H18V188H16ZM25 189V188H24ZM39 189H37V190H39ZM113 189H115V188H113ZM119 189V188H118ZM136 189V188H135ZM139 189H140V186H139ZM139 189H136V190H139ZM158 189V188H157ZM172 189V188H171ZM173 189H174V187H173ZM187 189V188H186ZM191 189V188H190ZM25 190V191H26ZM99 190V189H98ZM117 190V189H116ZM116 190H115V193H116ZM130 190V189H129ZM55 191V190H54ZM191 191H194V190H191ZM196 191V190H195ZM243 191V190H242ZM247 191V190H246ZM10 192H11V190H10ZM19 192V191H18ZM21 192V191H20ZM52 192H53V190H52ZM96 192V191H95ZM113 192V191H112ZM125 192V191H124ZM144 192V191H143ZM142 192V193H143ZM250 192V194H251V192H253V191H249ZM44 193V192H43ZM129 193V192H128ZM132 193V192H131ZM170 193V192H169ZM182 193V192H181ZM8 194V193H7ZM10 194V193H9ZM95 194V193H94ZM126 194V193H125ZM130 194V193H129ZM134 194V193H133ZM147 194V193H146ZM158 194V193H157ZM256 194V193H255ZM261 194V193H260ZM21 195H26V196H30V197H36L37 195H36V191H35V193L32 191V192H27L26 194H22L21 193ZM55 195H56V193H55ZM111 195H112V193H111ZM115 195V194H114ZM151 195V194H150ZM2 196V195H1ZM10 196H11V194H10ZM40 196V195H39ZM39 196H37V197H39ZM46 196V195H45ZM52 196V195H51ZM81 196V199H77L76 200V198L77 197H80ZM118 196V195H117ZM124 194H123V198H124ZM138 196V195H137ZM144 196V195H143ZM146 196V195H145ZM171 196H173V194H171ZM182 196V195H181ZM242 196V195H241ZM5 197V196H4ZM55 196H53V199H55L54 198ZM61 197H63V196H61ZM74 197H76V198H74ZM99 197V196H98ZM128 196H126V198H127ZM141 197V196H140ZM152 197V196H151ZM174 197V196H173ZM186 197V196H185ZM252 197V196H251ZM11 198V201L13 200H16V201H18L19 200V203L22 201V200H24V198H21V196L19 195H17V196H12V197H10ZM51 198V197H50ZM57 198H58V194H57ZM60 198V197H59ZM70 198V199H69ZM72 198V199H71ZM120 198V197H119ZM147 198H148V196H147ZM187 198V197H186ZM3 199V198H2ZM33 199V198H32ZM31 199V200H32ZM43 199H44V196H43ZM49 199V198H48ZM114 199V198H113ZM122 199V198H121ZM127 199H130V201H131V198L129 197V198H127ZM174 199V198H173ZM182 199V198H181ZM244 199V198H243ZM38 200V199H37ZM56 200H59V199H56ZM64 200V199H63ZM175 200H177L176 198H175ZM174 200V201H175ZM180 200V199H179ZM222 200V199H221ZM246 200V199H245ZM12 202V205H16V204H18L17 202ZM26 201V200H25ZM30 201V200H29ZM61 201V200H60ZM125 201V200H124ZM178 201V200H177ZM181 201V200H180ZM186 201V200H185ZM67 202V201H66ZM140 202H143V201H141L140 200ZM153 202V201H152ZM157 203H158V201H156ZM173 202V201H172ZM171 202V203H172ZM176 202V201H175ZM179 202V201H178ZM255 202V201H254ZM4 203V202H3ZM24 203V202H23ZM127 203V202H126ZM129 203V202H128ZM150 203H151V201L150 200H147L146 202H145V204H144V207H150ZM174 203V202H173ZM180 203V202H179ZM188 203V202H187ZM242 203V202H241ZM245 203H246V201H245ZM256 203V202H255ZM45 204H46V202H45ZM105 204V203H104ZM137 204V203H136ZM143 204V203H142ZM185 204V203H184ZM228 204V203H227ZM229 204H231V203H229ZM236 204V203H235ZM243 204V203H242ZM25 205H26V203H25ZM24 205V206H25ZM27 205H29V204H27ZM133 205V204H132ZM141 205V204H140ZM173 205V204H172ZM175 205V204H174ZM190 205V204H189ZM19 206V205H18ZM17 206V207H18ZM31 206V205H30ZM64 206V205H63ZM67 206V205H66ZM73 206V205H72ZM134 206V205H133ZM137 206V205H136ZM135 206V207H136ZM143 206V205H142ZM141 206V207H142ZM153 206V205H152ZM186 206V205H185ZM192 206V205H191ZM226 206V205H225ZM231 206V205H230ZM244 206V205H243ZM254 206V205H253ZM97 207V208H96ZM132 207V206H131ZM135 207H133V210H134V208ZM154 207V206H153ZM174 207V206H173ZM178 207V206H177ZM30 208V207H29ZM50 208H52V206L50 207ZM58 208V207H57ZM69 208V207H68ZM70 208H72V207H70ZM182 208H183V206H182ZM184 208H186V207H184ZM65 209H67V208H65ZM76 209V208H75ZM95 209H97V210H95ZM180 209V208H179ZM189 210H190V208H188ZM229 209V208H228ZM22 210H23V208H22ZM25 210V209H24ZM151 210V209H150ZM157 210V209H156ZM173 210V209H172ZM10 211H12V209L10 210ZM28 211V210H27ZM26 211V212H27ZM31 211V210H30ZM175 211H177V210H175ZM191 211V210H190ZM243 211V210H242ZM139 212V211H138ZM167 212H168V209L166 208V206L164 205V203L163 204H161V207H159V210H158V213H161V216L162 217H165L166 215H167ZM185 212H187L186 211V209H185ZM1 213V212H0ZM17 213V212H16ZM39 213V212H38ZM57 213V212H56ZM55 213V214H56ZM64 213H66V212H64ZM155 213V212H154ZM179 213V212H178ZM10 214V213H9ZM104 214V213H103ZM153 214V213H152ZM11 215V214H10ZM50 215V214H49ZM62 215V214H61ZM65 215V214H64ZM149 215V214H148ZM151 215V214H150ZM153 215H155V214H153ZM184 215H185V213H184ZM218 215V214H217ZM1 216V215H0ZM7 216H9V215H7ZM44 216V215H43ZM50 216H52V215H50ZM60 216V215H59ZM59 216H56V217H58V218H44L42 221H43V223H44V225H46V227H45V231H47V232H45V233H43V231L41 232V233H43L42 235L41 234H39V233H35L33 236H35V237H37L34 241H31V242H29V241H20L21 243H19L18 242V240L17 239H15V238H18V234H20V232H21V230L22 229H26L27 228V226L26 225H24V223H20L22 220H24L23 218H20V219H18V218H15V219H18V220H16L15 221V223L13 222V218H12V221H10V223H11V227H12V233H13V235H12V237H14L12 240H9V242H8V244H6V243H4V242H2L3 240H2V238H1V240H0V264H14L13 262H15V261H17L18 260V257L20 256V254H21V259L23 258L24 259V262L26 263V264H33L38 258H39V256L41 255V254H43V252H44V250H42L41 248L42 247H44L45 245L47 246L48 245V243H50V242H52V244H53V246L55 247V246H58V245H60L61 243H64L65 241H67V242H69V243H72V244H74V243H77L78 241H83V240H89L90 239V236L89 235H91L90 233H89V235H85V231H84V229H83V225H81L82 223L80 222V223H75V224H73V223H71V222H73L74 220H70L71 222V224L72 225H70V226H68L67 224V226H64L61 222H60V218H59ZM74 216V215H73ZM146 216V215H145ZM72 217V216H71ZM103 217H105V216H103ZM116 217V216H115ZM142 217V216H141ZM5 218H0V237H2L3 235H5V233H6V230L7 229H5L4 227H6L7 228V224H6V222H5V220H4ZM8 219V218H7ZM33 219V218H32ZM41 219V218H40ZM66 219H68V218H66ZM74 219V218H73ZM81 218H79L78 220H80ZM180 219V218H179ZM182 219H184V218H182ZM199 219V218H198ZM213 219V218H212ZM234 219V218H233ZM2 220H4V221H2ZM38 220V219H37ZM157 220V221H156ZM187 220V219H186ZM190 220V219H189ZM242 220V219H241ZM240 220V221H241ZM261 220V219H260ZM40 221V220H39ZM161 221H167L168 223L167 224H169L170 225V227L172 228V230L169 232L168 230V232H163L162 230L161 231H159L158 230V225L160 224V222ZM235 221V220H234ZM8 222V221H7ZM37 222V221H36ZM77 222V221H76ZM242 222V221H241ZM251 222V221H250ZM89 223V222H88ZM155 224H156V226H155ZM187 224V223H186ZM263 224V223H262ZM43 225V226H44ZM89 225V224H88ZM93 225V224H92ZM86 226V225H85ZM97 226H95V227H97ZM155 226V227H154ZM226 226H229V225H226ZM38 227V226H37ZM104 227H105V225H104ZM222 227V226H221ZM230 227V226H229ZM42 228H44V227H42ZM94 228V227H93ZM110 228V227H109ZM170 228V229H171ZM227 228V227H226ZM232 228V227H231ZM257 228V227H256ZM38 229V228H37ZM97 229V228H96ZM168 229V228H167ZM187 229V227H185L184 228V230H186ZM190 229V228H189ZM92 230V229H91ZM90 230V231H91ZM174 230H175V228H174ZM217 230V229H216ZM215 230V231H216ZM233 230V229H232ZM89 231V232H90ZM94 232V231H93ZM95 232H96V230H95ZM100 232V231H99ZM111 232V231H110ZM235 232V231H234ZM88 233V232H87ZM86 233V234H87ZM180 233V232H179ZM202 233V232H201ZM213 233V232H212ZM227 233V232H226ZM98 234V233H97ZM116 234V233H115ZM214 234V233H213ZM94 235H96V234H94ZM94 235L91 237V238H95L94 237ZM179 235V234H178ZM10 236H11V234H10ZM9 235L7 236V238H9L10 237ZM128 236V237H127ZM202 236V235H201ZM207 236V235H206ZM223 236V235H222ZM195 237V236H194ZM198 237V236H197ZM231 238V237H230ZM180 239V238H179ZM203 239V238H202ZM232 239V238H231ZM239 239V238H238ZM91 240V239H90ZM90 240H89V242H90ZM176 240V239H175ZM185 240H187V239H185ZM206 240V239H205ZM5 241V240H4ZM101 243H103L102 244V246L106 249V250H110L111 251V248L113 247V244L111 243V242H104V241H101V240H99ZM189 241V240H188ZM228 241V240H227ZM226 241V242H227ZM232 241V240H231ZM230 241V242H231ZM237 241V240H236ZM1 242L3 243V244H1ZM84 242V241H83ZM87 242V241H86ZM96 242V241H95ZM94 241L92 242V243H95ZM181 242V241H180ZM185 242V241H184ZM197 242V241H196ZM195 242V243H196ZM203 242H204V240H203ZM206 242V241H205ZM210 242V241H209ZM233 242H234V240H233ZM79 243V242H78ZM91 243V242H90ZM99 243V242H98ZM97 243V244H98ZM208 243V242H207ZM232 243V242H231ZM230 243V244H231ZM243 243V242H242ZM248 243H250V242H248ZM31 244V247L29 246ZM81 244V243H80ZM80 244H78V246L80 245ZM83 244V243H82ZM96 244V243H95ZM180 244V243H179ZM183 244V243H182ZM202 244V243H201ZM204 244V243H203ZM209 244V243H208ZM227 244V243H226ZM229 244V243H228ZM239 244V243H238ZM241 244V243H240ZM251 244V243H250ZM250 244H248L249 246H250ZM100 245V244H99ZM196 245V244H195ZM200 245V244H199ZM220 245V244H219ZM243 245V244H242ZM246 245V244H245ZM254 245V244H253ZM252 245V246H253ZM260 246V244H258L257 243V246ZM9 246V249L10 248H12L13 246L15 247L14 248V253L15 254H10V251L9 250H7V247ZM18 246H19V248H18ZM65 246V245H64ZM68 246V245H67ZM76 246H77V244H76ZM82 246V245H81ZM96 246V245H95ZM98 246V245H97ZM172 246V247H171ZM180 246V245H179ZM189 246V245H188ZM218 246V245H217ZM235 247L237 246V243H236V245H234ZM240 246V245H239ZM248 246V247H249ZM256 246V247H257ZM84 247V246H83ZM94 247V246H93ZM128 247H129V245H128ZM132 247V246H131ZM180 247H182V246H180ZM220 247V246H219ZM243 247H246V246H243ZM79 248V250H81V248L80 247H78ZM86 248H88V246L86 247ZM101 248V247H100ZM104 248H102V249H104ZM114 248L116 249V246L114 245ZM188 248V247H187ZM252 248H255V245L252 247ZM89 249V248H88ZM126 249H128V248H125V250ZM188 249H191V247L190 248H188ZM83 251L80 253V251H78L77 249L75 250V251H73V252H71V254H70V252H69V256H68V258H67V261H65L64 262V264H75V263H73L74 261H76V264L78 263V264H84V263H86V264H96L95 263V260H94V258L93 257H91V256H86L87 254H85L86 253V249L84 250V249H82ZM132 250V249H131ZM176 250V249H175ZM257 250V249H256ZM262 250V249H261ZM13 251V250H12ZM67 252V253H68ZM105 252V251H104ZM207 252V251H206ZM261 252H263V251H261ZM198 253V252H197ZM23 254V255H22ZM66 254V253H65ZM191 254H194V252L192 251L191 252ZM201 254H203V253H201ZM261 254H263V253H261ZM95 255V254H94ZM177 255H179V254H177ZM264 255V254H263ZM233 256V255H232ZM191 257V256H190ZM187 258V257H186ZM189 258V257H188ZM193 258V257H192ZM229 258V257H228ZM231 258V257H230ZM111 259V258H110ZM202 259V258H201ZM201 259H200V261H201ZM182 260H184V259H182ZM181 260V261H182ZM186 260V259H185ZM184 260V261H185ZM227 260V259H226ZM225 260V261H226ZM180 261V262H181ZM260 261V260H259ZM187 262V261H186ZM196 262V261H195ZM199 262V261H198ZM220 262V261H219ZM261 262H263V260L261 261ZM188 263V262H187ZM186 263V264H187ZM190 263H192V262H190ZM197 263V262H196ZM196 263H194V264H196ZM18 264V263H17ZM21 264V263H20ZM99 264V263H98ZM258 264V263H257Z\"/></svg>",
  "mask_w": 264,
  "mask_h": 264
}]
</instances>
